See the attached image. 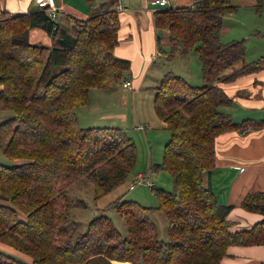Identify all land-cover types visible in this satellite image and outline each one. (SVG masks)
Returning <instances> with one entry per match:
<instances>
[{
    "label": "trees",
    "instance_id": "16d2710c",
    "mask_svg": "<svg viewBox=\"0 0 264 264\" xmlns=\"http://www.w3.org/2000/svg\"><path fill=\"white\" fill-rule=\"evenodd\" d=\"M256 6L261 10L264 0ZM236 9L232 0H195L154 12L156 27L168 29L171 55L195 51L204 80L195 85L168 71L155 86L154 108L170 138L163 161L151 168L168 170L174 188H156L157 206L123 195L110 202L107 208L126 220V235L107 208L76 235L68 187L89 179L97 200L126 182L138 158L136 142L122 127L82 126L77 115L90 103L92 88H112L130 72V60L113 51L120 12L72 17L70 30L58 32V45L49 46L30 40L34 27L58 29L44 10L11 12L0 1V108L13 111L0 122V146L19 160L0 163V199L9 201H0V242L30 259L0 250V264H218L230 245L264 244V218L231 230L233 205L219 203L205 183L216 165L219 133L264 125L262 119L234 121L220 110L232 102L223 82L264 67V54L245 61V39L221 41L224 16ZM158 46L162 53L160 37ZM240 205L264 215V190L247 193ZM156 210L167 217L166 240L150 216Z\"/></svg>",
    "mask_w": 264,
    "mask_h": 264
},
{
    "label": "crops",
    "instance_id": "0c3cea01",
    "mask_svg": "<svg viewBox=\"0 0 264 264\" xmlns=\"http://www.w3.org/2000/svg\"><path fill=\"white\" fill-rule=\"evenodd\" d=\"M0 1L2 6L11 12H28L39 8L38 0ZM57 1L63 8V12L60 13L59 18L55 21L58 29L49 33L43 26H38L40 30L36 32L37 38H40L39 42L43 43L45 41L49 46L58 45V32L70 30L72 17L86 18L91 13L115 8L120 12L121 26L119 31L120 39L114 46L113 51L116 56L130 60L131 69L126 74L124 81L130 80L134 88L144 82L151 81H158L155 85L157 86L162 74L168 71L179 74L177 73L179 71L172 69L163 71L156 64L157 61L162 60L165 63L168 56L170 57L168 59H175L177 56H189L192 52L171 55L172 42L169 38L168 29L156 27L153 17L155 11L163 9L165 6H160L154 0H95L92 4L87 0ZM194 1L168 0L167 4L173 7L187 6L192 5ZM163 31L165 37L159 34ZM31 32L32 29L30 34ZM158 37H160L161 46L163 43H168L171 46L168 55L163 50L162 53L159 52ZM257 56L259 57V55ZM255 59L256 57H248L247 52L245 53L246 62ZM241 64V61L236 62L226 68L224 73L233 72ZM157 66L160 67H158L159 70L153 73ZM62 68L63 66H57L55 70L59 71ZM183 74L179 75L186 76L185 78L188 81L192 77L191 73L188 75L187 73ZM202 79V76L199 78L198 73V80L202 81ZM195 85H199V83ZM222 86L232 98V102L221 105V111L228 113L237 122L247 118L264 120V67L258 71L240 74L231 81L223 82ZM120 87H123V90L132 88L124 87L120 83L104 90H117ZM102 110L103 107H99L91 98L89 104L77 108L80 124L82 126H101L98 125L101 122L98 123V119L94 114L100 113ZM161 122L165 126L162 120ZM134 128L147 134V128L138 129L136 126ZM215 150L216 165L212 172L206 176L205 183L211 186L219 203L233 205L227 216L231 222V230L235 231L251 227L255 222L263 219L264 215L260 212L247 210L240 205V202L247 193L264 190V125L229 129L219 133L216 136ZM14 161L18 162L19 160L16 159ZM0 245L14 250L3 242H0ZM227 252L218 264H264V244L230 245ZM25 256L28 257L27 255Z\"/></svg>",
    "mask_w": 264,
    "mask_h": 264
},
{
    "label": "rangeland",
    "instance_id": "374dc122",
    "mask_svg": "<svg viewBox=\"0 0 264 264\" xmlns=\"http://www.w3.org/2000/svg\"><path fill=\"white\" fill-rule=\"evenodd\" d=\"M232 1L237 5V9L224 16L221 41L226 43L234 39H245L248 57L258 58L257 55L264 54V6L259 10L256 6V0ZM168 6L167 4L165 7ZM38 30H40L39 27L32 28L30 34V40L32 42H39L40 38H37L36 32ZM159 34L165 37L164 31ZM43 43L47 44L45 41ZM162 50L167 52L168 55L171 46L168 43H163ZM168 58L170 57L168 56ZM168 58L165 60V63L162 60H158L156 63L163 71L172 69L179 71L177 73L181 75H184L183 73H187V75L191 73L192 77L189 79L191 83H199V85L204 83L203 79L202 81L198 80V73L199 78L202 76V64L199 55L195 51H192L186 57L177 56L175 59ZM159 66L155 68L156 70L153 73L159 70ZM164 74H162L161 78ZM157 83L158 81L144 82L140 86L129 88V90H123V87H120L117 89L119 92L116 89L111 91L98 88L91 89L90 100L92 98L94 103L98 104L99 107H103L100 113L94 114L98 119V123L101 122L98 125L122 127L136 142L138 158L126 182L100 199H94L93 187L89 179H85L81 183H78L79 181L74 182L68 187L71 202L70 222L75 221L77 223L74 227V229L76 228V235L84 232L87 229L89 221L95 215L102 212L103 208H107L108 204L119 196L123 195L124 199L137 200L143 205L157 206L159 200L155 193L156 188H165L167 190L174 188L173 177L168 170L160 168L154 171L151 168L153 164L163 161L164 148L170 138L169 130L163 126L154 108V86ZM121 85L123 86L122 83ZM12 114L13 111L11 109L0 108V122L9 118ZM137 125H142L144 129L147 128V134L135 129L134 126ZM14 162L12 158L3 152L0 146V163L11 165ZM139 172L147 173L148 178L155 183V188H151L147 184L142 183L130 190L129 186ZM75 183L77 185H74ZM0 201L9 203L8 200L0 199ZM104 211L112 218L120 232L126 235L127 223L124 216L113 208H107ZM150 216L158 226L159 237L166 240L168 238V221L164 212L157 210L154 213L152 212ZM0 250L25 261L30 260L24 254L16 250L8 249L4 245H0ZM114 262L116 263L117 261ZM129 263L131 264V262Z\"/></svg>",
    "mask_w": 264,
    "mask_h": 264
},
{
    "label": "built area",
    "instance_id": "2783aa9c",
    "mask_svg": "<svg viewBox=\"0 0 264 264\" xmlns=\"http://www.w3.org/2000/svg\"><path fill=\"white\" fill-rule=\"evenodd\" d=\"M157 4L160 6H166L168 3V0H154ZM38 7L39 9L44 10L47 15L54 21H57V19L60 16V13L63 12L62 5L58 3L57 0H38ZM124 87H132V83L130 80H125L123 82ZM136 128L143 129L142 125H137ZM145 183L149 187L153 188L155 186V183L150 180L147 176V173H141L139 172L136 176V178L131 182L129 189H133L138 184Z\"/></svg>",
    "mask_w": 264,
    "mask_h": 264
},
{
    "label": "bare ground",
    "instance_id": "6f19581e",
    "mask_svg": "<svg viewBox=\"0 0 264 264\" xmlns=\"http://www.w3.org/2000/svg\"><path fill=\"white\" fill-rule=\"evenodd\" d=\"M117 264H130L129 262H121V261H117Z\"/></svg>",
    "mask_w": 264,
    "mask_h": 264
}]
</instances>
